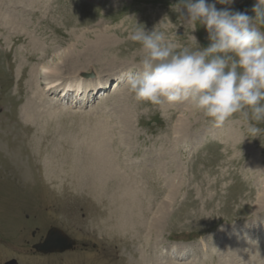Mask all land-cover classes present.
<instances>
[{
  "label": "rangeland",
  "instance_id": "374dc122",
  "mask_svg": "<svg viewBox=\"0 0 264 264\" xmlns=\"http://www.w3.org/2000/svg\"><path fill=\"white\" fill-rule=\"evenodd\" d=\"M175 3L0 0L23 23L14 33L0 19V264L12 259L18 264H264V134L245 138L238 117L213 126L186 102L138 103L124 86L126 75L140 70V46L127 38L137 24L149 31L158 25L175 42L195 47L191 30L171 10ZM253 3L234 0L217 7L252 15ZM191 34L201 47L208 45L203 27ZM97 36L106 41L95 53L86 51L85 43ZM64 52L73 57L63 63L57 57ZM32 67L42 88L49 83L61 91L66 82L84 78L95 94L73 93L65 98L73 104H58V92L51 94L34 129L20 111ZM99 124L111 127L107 147L120 170L130 168L128 177L138 181L131 183L133 193L124 192L117 179L101 182L91 174L94 180L82 182L86 174L65 152L56 154L63 166L45 179L47 152L98 131ZM52 227L76 241L74 248L36 253L32 246Z\"/></svg>",
  "mask_w": 264,
  "mask_h": 264
},
{
  "label": "clouds",
  "instance_id": "9594fccd",
  "mask_svg": "<svg viewBox=\"0 0 264 264\" xmlns=\"http://www.w3.org/2000/svg\"><path fill=\"white\" fill-rule=\"evenodd\" d=\"M234 0H176L171 10L189 28L195 47L181 45L158 25L139 24L127 38L139 44L137 73H128L124 86L138 103H189L213 126L238 117L246 137L264 134V0L248 11L233 10ZM203 27L208 45L194 35Z\"/></svg>",
  "mask_w": 264,
  "mask_h": 264
},
{
  "label": "bare ground",
  "instance_id": "6f19581e",
  "mask_svg": "<svg viewBox=\"0 0 264 264\" xmlns=\"http://www.w3.org/2000/svg\"><path fill=\"white\" fill-rule=\"evenodd\" d=\"M28 3H34L35 0H25ZM4 8L0 6V19L5 20V24H7V26L13 27V32H19V30L22 31V29L20 28L23 23H21L20 21H17L16 19V11H9L10 14L7 12V10H3ZM7 13V15H6ZM18 13V12H17ZM21 14V13H19ZM18 16V15H17ZM19 17V16H18ZM19 19V18H18ZM23 20V18H22ZM2 21V20H1ZM4 22V21H3ZM2 23V22H0ZM28 24V23H27ZM25 25V24H24ZM3 26V25H2ZM5 28V27H4ZM24 29V27H23ZM10 30V29H9ZM27 30V29H26ZM25 30V31H26ZM28 33V32H27ZM26 35V34H25ZM28 35H30L28 33ZM36 38V37H35ZM29 39V38H28ZM37 39V38H36ZM38 40V39H37ZM24 41V40H23ZM106 41L105 38L101 37V36H97L95 41H88L87 44L85 43V50L88 52H93L95 53V50L98 49L101 44H103ZM28 42V41H27ZM28 44H30V46H32V48L34 47V50H37L38 47V43L30 40L28 42ZM40 44V43H39ZM45 45V42L43 43ZM48 44V43H47ZM27 47V46H26ZM47 47V46H46ZM25 48V47H24ZM42 49V48H41ZM45 49V48H44ZM42 51V50H41ZM41 51L39 50V52L41 53ZM45 51V50H44ZM38 52V53H39ZM47 52V51H46ZM33 53V52H32ZM35 53V52H34ZM50 53V52H49ZM24 54V53H23ZM52 54V53H51ZM49 55V54H48ZM24 56V55H23ZM55 56V55H54ZM28 57V56H27ZM26 57V58H27ZM33 57V56H32ZM41 57V56H40ZM72 55L68 52H64L60 55H58L57 58L61 59L63 61V63L65 61H70L72 59ZM25 58V56L23 57ZM36 58V57H35ZM38 58V57H37ZM42 58V57H41ZM45 58V57H44ZM51 58V57H50ZM56 58V57H55ZM22 59V58H21ZM48 59V58H47ZM27 60V59H26ZM30 59H28L27 61H29ZM43 60V58H42ZM31 61V60H30ZM51 61V60H50ZM54 62V61H53ZM56 62V61H55ZM35 63V62H34ZM44 63V62H43ZM35 65V64H34ZM33 65V66H34ZM66 65V64H65ZM44 68V66H42ZM57 67V68H56ZM55 69H58V65H56ZM46 68V67H45ZM38 69V68H37ZM52 69V67H51ZM43 71V69H41ZM46 70V69H45ZM48 70V69H47ZM50 71V70H49ZM53 71V70H52ZM31 76L29 78L28 81V86H29V90H28V95L26 98V101L24 102V104L21 106V112H22V118L24 121L26 122H31V125H35L36 127H34V129L38 128L40 123V118L42 117L43 111L47 110L50 107V101H49V97L50 95L58 92V89L60 88V86L58 85H53V84H47L45 83L44 88H42L43 84H39L37 81V78L35 75H39L38 70L34 69L33 67L31 68V72H30ZM55 73V72H54ZM47 71H44V75L45 77L47 76ZM43 76V75H42ZM49 76V74H48ZM54 76V75H53ZM84 78H79L77 80H71L69 82H66L63 86V88L61 89V93L66 92V94L62 95L63 100H65L66 96H70L71 94L75 93L76 97L79 95V93L82 95L84 94L85 96H88V94L94 93L95 94V90H94V85L90 84V85H85V83H83ZM85 80V79H84ZM42 86V87H41ZM107 86V82L104 84V87ZM59 92V93H60ZM54 98V97H53ZM51 99V98H50ZM69 100V99H68ZM67 100V101H68ZM54 102V101H53ZM56 103L58 104H62L63 102L60 100V98L56 101ZM53 104V103H52ZM56 105V104H55ZM58 106V105H57ZM62 107V106H61ZM62 109V108H61ZM52 112V111H51ZM21 115V114H20ZM44 116V115H43ZM23 122V121H22ZM106 123V122H105ZM104 123V124H105ZM102 125L99 124L98 128H95L98 131H93V133L90 132V134H88L86 136V134L81 135L82 138L81 140L76 139V138H71L68 141L69 144H67L66 148H61V147H54L52 149H50V151L47 152V156L50 155L49 157H46V159L43 160V169L45 172V179H49L51 180L52 176L55 174L54 172L56 171V168L59 169L58 167L63 166L62 163L60 164L59 161L60 159L56 158V154H61L64 152L66 153V157H69L72 154V161H71V165L75 166V168L81 173V174H86L85 177H83L82 182H89V180L93 179V176L90 177V175H94L97 176L96 178H98L99 181L104 182V181H112L116 179L118 180V182L120 183V186L122 188V190H124V192H132V188H131V183L132 184H137L138 181H136L135 177L133 178H129V175H132L130 173V168H126L128 173H124L120 170L119 165H117L116 160L114 156L111 152L110 149L108 150V137L106 136V133H108L107 131L111 128H109V126L106 125ZM45 125V124H44ZM96 125V124H95ZM43 126V125H42ZM92 126V125H91ZM90 126V127H91ZM54 129V128H53ZM57 129V128H56ZM58 130V129H57ZM77 130V129H76ZM82 131V130H81ZM89 131V130H88ZM85 132V131H84ZM55 133V132H54ZM89 133V132H88ZM111 134V132H109ZM45 134V133H44ZM59 134V133H58ZM126 134V133H125ZM53 135V134H52ZM50 136V134H49ZM110 136V135H109ZM38 137V136H37ZM41 140L44 139H48V137H45L44 135L40 136ZM77 137V136H76ZM113 137V136H112ZM111 137V138H112ZM39 138V137H38ZM51 139V138H50ZM54 136H53V140H54ZM39 140V139H38ZM51 141V143H53L54 141ZM47 141V140H46ZM46 141H44V143H42L40 141V148H46ZM57 141V142H56ZM112 141V139H111ZM49 142V141H48ZM47 142V143H48ZM62 142V140H61ZM60 142V144H61ZM114 142V140H113ZM112 142V143H113ZM37 143V142H36ZM50 143V142H49ZM55 143L58 144V140H55ZM39 144V142H38ZM65 144V145H66ZM110 144V143H109ZM35 146H37L35 144ZM63 147V146H62ZM72 151V153L69 151ZM41 149V150H42ZM47 149V148H46ZM45 151V149H43ZM48 150V149H47ZM70 152V153H69ZM58 156V155H57ZM64 156V155H63ZM17 159V157H15ZM62 160V159H61ZM71 160V159H70ZM65 163V162H64ZM130 164V163H129ZM68 165V163H67ZM128 165V164H127ZM132 165V164H131ZM66 166V165H64ZM69 166H67L66 168L69 170L68 168ZM133 167V166H132ZM74 168V169H75ZM175 168V167H174ZM177 168V167H176ZM73 169V168H72ZM161 169V168H160ZM163 170V169H161ZM76 171V170H75ZM124 171V170H123ZM142 171V170H141ZM70 172V171H69ZM158 172V171H157ZM130 173V174H129ZM53 174V175H52ZM141 174V173H140ZM134 175V174H133ZM82 177V176H81ZM117 177V178H116ZM57 177H54L55 181H56ZM168 178V177H167ZM80 179V178H78ZM78 179H75L76 182L73 183H82L81 181H79ZM58 180V179H57ZM59 181V180H58ZM67 181V180H66ZM114 181V182H115ZM163 181V179H162ZM165 181V180H164ZM96 182V181H94ZM93 182V183H94ZM113 182V181H112ZM167 182V180L165 181ZM163 182V183H165ZM100 183V182H99ZM117 184V182H116ZM167 184V183H165ZM107 185V184H106ZM75 186V185H74ZM116 186V185H115ZM138 186V185H136ZM76 187V186H75ZM91 187V186H90ZM86 188V187H85ZM97 188V187H96ZM120 189V188H119ZM134 192L136 193L138 188H134ZM118 189L116 188V191ZM105 191V190H104ZM118 192V191H117ZM121 192V191H119ZM133 193V192H132ZM134 193V194H135ZM139 195V194H138ZM133 196V195H132ZM119 197V196H118ZM126 197V196H125ZM134 197V196H133ZM124 198V197H123ZM124 200V199H123ZM127 200V199H126ZM129 200V199H128ZM127 200V202H128ZM136 200V199H135ZM125 201V200H124ZM134 202V201H133ZM136 202V201H135ZM130 203V202H129ZM137 205L139 203H141L140 201L136 202ZM151 203V202H150ZM121 204V203H120ZM128 204V203H127ZM135 204V203H134ZM122 205V204H121ZM133 205V204H132ZM163 206V205H162ZM125 207V206H124ZM123 207V208H124ZM131 207V206H130ZM122 208V207H121ZM127 207H125V210ZM135 208V207H134ZM141 208V207H140ZM140 208L138 207L137 209L140 210ZM122 210V209H121ZM124 210V211H125ZM131 210V209H130ZM129 210V211H130ZM136 210V209H135ZM122 211V212H124ZM127 211V210H126ZM139 212V211H138ZM159 213H163V209L159 208L158 210ZM129 213V212H128ZM127 213V214H128ZM158 214V213H157ZM164 214V213H163ZM132 215V214H131ZM123 216V215H122ZM161 216V215H160ZM162 217V216H161ZM117 219V218H116ZM160 219V218H159ZM126 216L124 215L123 217V221H126ZM122 221V225L124 224V226H126V222L124 223ZM143 221V220H142ZM154 222V221H153ZM155 223V222H154ZM158 224V222H156ZM155 223V224H156ZM159 225V224H158ZM150 227V225H149ZM148 227V228H149ZM150 230V229H149ZM126 240H124L125 242ZM121 242V241H120ZM144 254V253H143ZM147 258V257H146Z\"/></svg>",
  "mask_w": 264,
  "mask_h": 264
},
{
  "label": "water",
  "instance_id": "95a60500",
  "mask_svg": "<svg viewBox=\"0 0 264 264\" xmlns=\"http://www.w3.org/2000/svg\"><path fill=\"white\" fill-rule=\"evenodd\" d=\"M75 242L71 240L63 231L58 228H51L43 240L33 246V249L42 254L62 253L71 249ZM5 264H17L15 260L6 262Z\"/></svg>",
  "mask_w": 264,
  "mask_h": 264
}]
</instances>
